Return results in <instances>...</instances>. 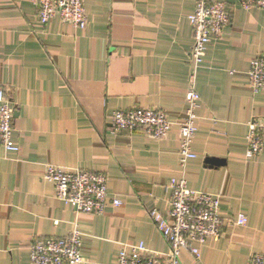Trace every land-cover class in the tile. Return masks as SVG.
Returning a JSON list of instances; mask_svg holds the SVG:
<instances>
[{
    "label": "crops",
    "instance_id": "crops-1",
    "mask_svg": "<svg viewBox=\"0 0 264 264\" xmlns=\"http://www.w3.org/2000/svg\"><path fill=\"white\" fill-rule=\"evenodd\" d=\"M226 3L230 25L208 45L196 86V157L179 163L176 131L156 139L110 132L121 108L156 107L178 120L188 106L189 16L197 0H85L86 28L55 17L43 24L32 0H0V88L15 109L19 152L0 145V264H32L37 239L84 234L82 264H115L123 243L167 251L150 210L164 214L168 183L222 194V210L247 216L181 264H253L264 254V154L246 157L248 122H264V92L248 86L264 53V8ZM46 163L103 172L113 198L103 214L77 213L43 177Z\"/></svg>",
    "mask_w": 264,
    "mask_h": 264
},
{
    "label": "built area",
    "instance_id": "built-area-1",
    "mask_svg": "<svg viewBox=\"0 0 264 264\" xmlns=\"http://www.w3.org/2000/svg\"><path fill=\"white\" fill-rule=\"evenodd\" d=\"M41 23L58 17L64 23L86 28L88 14L85 0H32ZM244 8H264V0H240ZM194 33L190 56V86L186 94L187 108L178 120L156 107L134 106L117 109L112 114L110 132L141 131L147 137L160 139L176 131L179 136V163L186 169L196 157L193 141L198 132L197 110L202 97L196 86L199 67L205 61L210 42L223 35L231 18L226 3L219 0H197L189 16ZM248 86L254 93L264 92V53L257 55L248 69ZM5 87L0 88V145L7 153L19 152L14 128L15 109L10 104ZM246 157L264 154V122H248ZM44 179L54 184L57 198L73 206L77 213L103 214L111 200L115 206L123 204L113 198L108 188V176L96 170L76 166L46 163ZM170 201L164 214L157 208L150 210L157 229L169 244L167 251L150 248L145 242L123 243L115 264H181L185 253L200 257V246L210 239H218L227 227L244 226L247 216L229 214L222 210V194L190 188L185 176L173 177L168 183ZM84 234L77 226L63 237L35 240L29 247L32 264H82ZM253 264H264V254L253 252Z\"/></svg>",
    "mask_w": 264,
    "mask_h": 264
}]
</instances>
